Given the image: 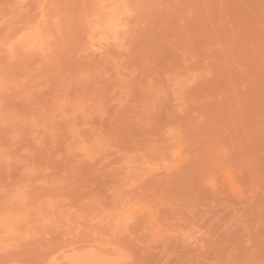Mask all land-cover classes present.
<instances>
[{
	"label": "rangeland",
	"instance_id": "rangeland-1",
	"mask_svg": "<svg viewBox=\"0 0 264 264\" xmlns=\"http://www.w3.org/2000/svg\"><path fill=\"white\" fill-rule=\"evenodd\" d=\"M0 264H264V0H0Z\"/></svg>",
	"mask_w": 264,
	"mask_h": 264
}]
</instances>
